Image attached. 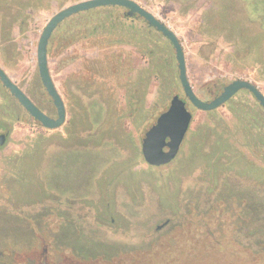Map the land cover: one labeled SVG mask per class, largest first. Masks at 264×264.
<instances>
[{"label":"rangeland","instance_id":"rangeland-1","mask_svg":"<svg viewBox=\"0 0 264 264\" xmlns=\"http://www.w3.org/2000/svg\"><path fill=\"white\" fill-rule=\"evenodd\" d=\"M78 1L0 0V67L53 117L38 75L37 40L56 11ZM135 1L179 38L200 99L211 100L238 78L264 94V0ZM65 23L47 45L66 109L61 126L44 128L0 82V133H6L0 212L45 207L55 225L60 211H70L66 223L95 226L77 235L75 255L98 257L107 248L128 254L146 248L182 220L189 204L205 208L214 194H237L244 219L234 237L264 254V109L253 96L240 90L214 110L196 109L183 94L174 48L160 32L135 20L131 42L108 47L85 35L65 47L59 39ZM173 94L187 101L193 118L174 159L148 165L142 137ZM221 251L225 257L232 250Z\"/></svg>","mask_w":264,"mask_h":264},{"label":"flooded vegetation","instance_id":"flooded-vegetation-1","mask_svg":"<svg viewBox=\"0 0 264 264\" xmlns=\"http://www.w3.org/2000/svg\"><path fill=\"white\" fill-rule=\"evenodd\" d=\"M253 99L259 104L254 96ZM225 195L227 194H214L205 208H198V203L197 207L189 204L186 215L168 228L166 236L161 240L157 236L155 242L146 248H136L132 254L121 249L110 252L108 249L111 248H107L100 251L98 257H92L90 254L84 258L77 257L75 250L78 248L73 246L75 238L86 228L91 233L90 230L95 226L84 227L74 223L70 225L66 223L69 222L67 213L70 211H61L56 215L57 224L33 225V229H43L47 234L37 235L36 241L24 242L18 248H21V251L12 246L8 247L6 252L0 251V264H264V255L257 256L253 248L235 239L234 234L242 224L238 219H244L241 214L243 207L240 206L239 195H227L228 198H225ZM252 201L250 198L248 203L250 219L254 210ZM59 217L62 220L63 233L59 237L60 241L52 243L48 238H58ZM167 224L168 220H165L157 225L156 229L160 230ZM71 240L72 245L69 244ZM222 249L232 251H226L225 257L219 256ZM149 253L151 254L147 256Z\"/></svg>","mask_w":264,"mask_h":264},{"label":"water","instance_id":"water-1","mask_svg":"<svg viewBox=\"0 0 264 264\" xmlns=\"http://www.w3.org/2000/svg\"><path fill=\"white\" fill-rule=\"evenodd\" d=\"M121 6L127 10L126 14L138 15L147 24L160 32L172 45L177 61L178 78L183 94L188 102L196 109L210 111L218 108L239 90L250 92L259 104L264 108V94L259 88L247 79H234L222 87L219 94L211 100L200 99L194 92L186 74L184 52L179 38L173 30L159 20L152 12L140 5L135 0H81L69 4L56 11L45 23L41 30L36 45V65L40 81L50 97L55 110V117L45 113L31 98L7 75L0 67V82L9 93L19 102L28 114L38 121L44 128L54 129L61 126L66 117L64 101L57 90L51 77L48 59L47 45L55 28L67 17L99 6ZM187 101L179 94H173L168 107L155 119V122L144 132L141 141V153L145 162L152 166H160L170 162L177 154L185 137L192 119V112L187 107ZM6 142V134L0 133V146Z\"/></svg>","mask_w":264,"mask_h":264},{"label":"trees","instance_id":"trees-1","mask_svg":"<svg viewBox=\"0 0 264 264\" xmlns=\"http://www.w3.org/2000/svg\"><path fill=\"white\" fill-rule=\"evenodd\" d=\"M126 12L127 10L121 6L109 5L75 13L60 23L61 25L66 22L67 28L59 39L65 47L75 39L82 38L85 35L86 37H91L92 43L105 41L108 47L125 41L131 42L134 39L135 27L133 22L135 20H141L147 26L149 25L142 17L136 14L129 16ZM147 52L150 53V50H147ZM0 127H2L1 124ZM39 210L31 212L13 211V213L6 210L5 213L0 212V251L6 252L9 250L8 247L11 246L17 248V251H21V248H18L24 242L36 241L37 235L47 234L43 229H33V225L47 226L51 224L47 219L50 216L49 208L41 207ZM62 225L59 228L58 238H48L52 243L60 241L59 237L63 233ZM263 255V252H261V256Z\"/></svg>","mask_w":264,"mask_h":264}]
</instances>
